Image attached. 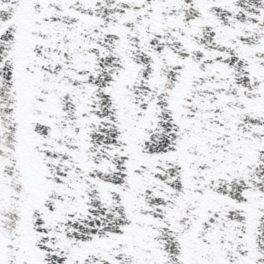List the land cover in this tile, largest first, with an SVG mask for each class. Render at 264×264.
Wrapping results in <instances>:
<instances>
[{
    "label": "snow or ice",
    "instance_id": "1",
    "mask_svg": "<svg viewBox=\"0 0 264 264\" xmlns=\"http://www.w3.org/2000/svg\"><path fill=\"white\" fill-rule=\"evenodd\" d=\"M0 264H264V0H0Z\"/></svg>",
    "mask_w": 264,
    "mask_h": 264
}]
</instances>
